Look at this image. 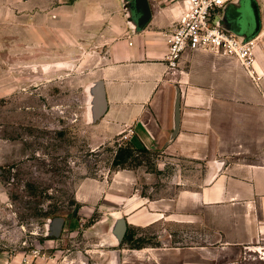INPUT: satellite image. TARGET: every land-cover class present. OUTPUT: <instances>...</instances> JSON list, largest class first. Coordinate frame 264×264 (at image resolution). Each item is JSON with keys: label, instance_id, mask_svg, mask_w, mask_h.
I'll use <instances>...</instances> for the list:
<instances>
[{"label": "crops", "instance_id": "1", "mask_svg": "<svg viewBox=\"0 0 264 264\" xmlns=\"http://www.w3.org/2000/svg\"><path fill=\"white\" fill-rule=\"evenodd\" d=\"M163 1L148 0L151 19L140 27L137 5L136 13H122L131 0H76L73 5L69 0H0V98L10 76L7 66L16 71L28 64L33 73L41 68L47 76L55 51H73L65 38L104 37L107 55L98 74L107 108L98 121L92 119L106 137L101 144L130 133L138 146L160 150L161 164L187 160L204 163V170H180L171 187L160 185L156 192L151 182L147 193L128 190L123 196L111 190L98 206L91 204V195L78 192L83 209L106 212L91 227L101 237L96 249L101 264H264L262 51H256L252 73L233 58L187 52L181 60L184 73L169 74L166 33L182 7L181 0L170 6ZM225 10L223 25L249 39L257 28L254 14L253 25L241 3ZM120 220L126 234L151 232L155 243L147 239L139 249L128 246L116 232ZM68 251H60L59 264H90L83 252ZM4 253L0 264L54 263Z\"/></svg>", "mask_w": 264, "mask_h": 264}, {"label": "rangeland", "instance_id": "2", "mask_svg": "<svg viewBox=\"0 0 264 264\" xmlns=\"http://www.w3.org/2000/svg\"><path fill=\"white\" fill-rule=\"evenodd\" d=\"M69 1L72 5L76 2ZM134 1L123 4L122 13L127 17L130 11L136 13ZM176 1L165 0L162 5ZM253 3L259 24L253 38L262 51L263 73L258 77L264 79V36L260 37L264 32V0ZM227 21L228 16L218 24ZM58 32L56 29L55 43L60 48L62 36ZM70 39L65 38V42L73 51H55L54 65L47 76L41 68L33 73L28 64L16 71L9 66L6 69L10 76L5 96L0 98V251L20 255L22 261L31 255L40 263L53 259V264H59L60 251L69 250L74 254L83 252L90 264H101L96 252L101 248V237L91 227L106 212L99 207L93 212L83 209L78 192L91 195V204L98 206L111 190L123 196L128 190L147 193L151 182L156 192L160 185L170 186L180 170H204V163L196 165L187 160L161 164L164 154L138 146L130 133L102 145L104 132L92 123L96 102L92 87L102 81L99 61L107 55L108 44L102 36L84 40L72 35ZM129 146L135 148L132 156L123 166L115 167L113 161L119 149ZM168 194L172 195L173 190ZM56 218L65 219L60 237L53 235ZM73 220L77 225H70ZM88 231L94 232L85 235ZM130 231L134 233L130 247L140 246L147 239L155 243L151 232ZM90 249L93 252L86 254Z\"/></svg>", "mask_w": 264, "mask_h": 264}, {"label": "built area", "instance_id": "3", "mask_svg": "<svg viewBox=\"0 0 264 264\" xmlns=\"http://www.w3.org/2000/svg\"><path fill=\"white\" fill-rule=\"evenodd\" d=\"M235 0H181L182 12L166 33L167 72L184 73L181 60L187 52H206L236 59L253 72L256 62V39H241L223 24L224 10Z\"/></svg>", "mask_w": 264, "mask_h": 264}, {"label": "water", "instance_id": "4", "mask_svg": "<svg viewBox=\"0 0 264 264\" xmlns=\"http://www.w3.org/2000/svg\"><path fill=\"white\" fill-rule=\"evenodd\" d=\"M250 2L252 3L253 8H254L253 0H250ZM136 5L138 7V12L140 13V18H139L140 27H143V26L147 25L151 19V14H152L151 8H150L148 0H136ZM253 13H254V11H253ZM254 17L256 19L257 28H256V31L250 36V38H253L256 35V33L258 32V25L259 24L257 22L256 13H254ZM99 88H100V91L98 93ZM92 93H94L93 95H94L95 101H96L94 103V108L92 109V112H93L92 119L94 122H96L103 116V114L105 113L106 108H107V101H106L103 83L99 82L98 86L94 87V92L92 89ZM64 224H65L64 218L54 219L53 235L55 237L61 236ZM126 231H127V228H126L125 222L123 220H120L117 224V227H116V232H117L118 236L120 237V239L124 238Z\"/></svg>", "mask_w": 264, "mask_h": 264}, {"label": "trees", "instance_id": "5", "mask_svg": "<svg viewBox=\"0 0 264 264\" xmlns=\"http://www.w3.org/2000/svg\"><path fill=\"white\" fill-rule=\"evenodd\" d=\"M133 150H135V148H133L132 146L124 147V148L121 147L114 158L113 165L115 167L123 166L127 162L128 158L132 156ZM133 241H134V233H132V231H129L124 236L123 242L126 244H129V243H132ZM141 247L142 245L133 246L132 248L139 249Z\"/></svg>", "mask_w": 264, "mask_h": 264}, {"label": "flooded vegetation", "instance_id": "6", "mask_svg": "<svg viewBox=\"0 0 264 264\" xmlns=\"http://www.w3.org/2000/svg\"><path fill=\"white\" fill-rule=\"evenodd\" d=\"M236 3H241L242 5H244V7L246 8V11H248V16L250 18V21L251 23L254 25V17H253V11H254V8H253V5L252 3L250 2V0H243V2L241 1H237ZM235 3V4H236ZM238 15H241V13H239ZM235 23L236 25L238 24L237 21L233 22Z\"/></svg>", "mask_w": 264, "mask_h": 264}, {"label": "bare ground", "instance_id": "7", "mask_svg": "<svg viewBox=\"0 0 264 264\" xmlns=\"http://www.w3.org/2000/svg\"><path fill=\"white\" fill-rule=\"evenodd\" d=\"M261 36H262V37L264 36V32H263V35H260V37H261ZM260 37H259V38H260ZM261 42H262V41H261ZM257 44H258V43H257ZM257 50H258V49H257ZM257 50H256V51H257ZM92 89H93V92H94V86L92 87ZM99 91H100V88L98 89V93H99ZM92 94H94V93H92ZM99 98H100V97H99ZM99 98H98V99H99ZM97 105H98V104H97Z\"/></svg>", "mask_w": 264, "mask_h": 264}]
</instances>
